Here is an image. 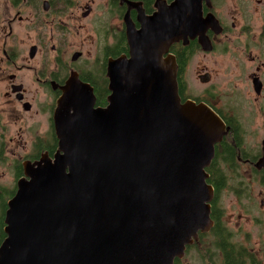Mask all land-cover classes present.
<instances>
[{
    "label": "water",
    "instance_id": "obj_1",
    "mask_svg": "<svg viewBox=\"0 0 264 264\" xmlns=\"http://www.w3.org/2000/svg\"><path fill=\"white\" fill-rule=\"evenodd\" d=\"M180 7H161L128 33L129 58L108 64L105 107L94 108L74 82L63 88L53 115L57 151L22 163L4 215L0 264H174L210 230L205 168L224 133L204 106L180 103L176 63L166 54L197 25ZM185 18L187 31H180ZM153 31L168 32L157 52L144 50ZM129 65L143 72L130 76Z\"/></svg>",
    "mask_w": 264,
    "mask_h": 264
},
{
    "label": "flooded vegetation",
    "instance_id": "obj_2",
    "mask_svg": "<svg viewBox=\"0 0 264 264\" xmlns=\"http://www.w3.org/2000/svg\"><path fill=\"white\" fill-rule=\"evenodd\" d=\"M175 3L176 0H0V128L4 131L11 123L17 125L18 131L27 132L24 146H29L16 160L35 162L41 157H54L58 140L53 115L70 81L92 95L94 108L105 107L110 95L108 64L121 57L129 58L128 33L141 30L145 18ZM191 3L193 0H186L181 6L194 9L197 25L189 29L198 32L173 40L166 55L176 63L180 103L204 106L221 122L224 133L205 168L206 183L213 189V225L204 233V263L259 264L250 249L237 251L246 254L243 259L229 257L228 251L214 249L213 241L207 238H213L211 230L215 225V187L210 179L218 177L223 183L215 208L226 241L233 248L242 245L233 242L224 224L221 194L231 188L232 178L242 175L255 178L264 187V164H259L264 158V0ZM197 53L204 61L196 71L204 86L200 94L189 91L186 75ZM103 99L105 105H101ZM40 116L46 123L43 131L38 130L39 120H35ZM15 135L20 141V133L16 131ZM17 166L23 172L22 163Z\"/></svg>",
    "mask_w": 264,
    "mask_h": 264
},
{
    "label": "rangeland",
    "instance_id": "obj_3",
    "mask_svg": "<svg viewBox=\"0 0 264 264\" xmlns=\"http://www.w3.org/2000/svg\"><path fill=\"white\" fill-rule=\"evenodd\" d=\"M197 66H204L200 53L191 58L186 72L189 91L194 94H200L204 88L196 76ZM35 120H39L38 130H45L44 116L35 118ZM17 128L18 126L12 123L7 125L4 131L0 128L1 188L11 189L16 186L18 178H16L15 166L23 163L16 158L18 159V155H24L26 148L29 147L24 146L27 141V132L25 130L18 131ZM16 131L20 133V141L16 139ZM11 138L13 141H10ZM17 142H20L23 147ZM230 185L231 188H226L220 196V204L225 213L224 224L232 233L233 242L250 249L257 262L264 264V187L257 183L255 178L246 175L232 178ZM208 240L212 242L213 238L208 237ZM201 247L186 252L178 264H205L204 250H200ZM208 249L212 250V247Z\"/></svg>",
    "mask_w": 264,
    "mask_h": 264
},
{
    "label": "trees",
    "instance_id": "obj_4",
    "mask_svg": "<svg viewBox=\"0 0 264 264\" xmlns=\"http://www.w3.org/2000/svg\"><path fill=\"white\" fill-rule=\"evenodd\" d=\"M101 105H105V100L103 99ZM54 148V147H53ZM214 167L216 166L217 162L213 163ZM17 166L16 167V178H20L22 176V172H21V168H19ZM217 168V167H216ZM17 179V180H18ZM211 183L214 185V189H215V197L213 199L212 202V217L214 219L215 225L211 230V234L213 236V245H214V249H219L222 251H228L229 253L227 254V256L229 257H238L239 259H243L246 254L242 255L239 254L237 251L241 250L243 251L245 249V247L240 246V247H236L233 248L231 247V245L226 241L227 237L226 235L222 232V228L220 226V222L218 219V211L215 208V205H217V196H218V192L222 189L223 183L222 181L216 177V178H212L210 179ZM16 192V187L14 186V188L11 189H6V188H1L0 187V245L1 243L4 241L6 235L3 231L4 229V215H5V211L7 210V202L14 196ZM204 233H198V240L193 242L191 245L187 246L186 248V252H189L192 249H198L199 247H201L200 250H204ZM201 252V251H200ZM180 262V260H175L174 264H178ZM239 264H243V261L239 262Z\"/></svg>",
    "mask_w": 264,
    "mask_h": 264
},
{
    "label": "bare ground",
    "instance_id": "obj_5",
    "mask_svg": "<svg viewBox=\"0 0 264 264\" xmlns=\"http://www.w3.org/2000/svg\"><path fill=\"white\" fill-rule=\"evenodd\" d=\"M184 1H186V0H176V3L177 2H181V3H183ZM196 2H197V0H193V4H196ZM175 3V4H176ZM174 4V5H175ZM192 3H191V6L193 5ZM173 5V6H174ZM183 5V4H182ZM173 6H171V8H173ZM197 6V5H196ZM180 10H182V11H187L189 14H190V16L189 17H192L193 16V10L194 9H190V7L187 5L186 7H184V6H181L180 8H179ZM167 11H168V14L173 18V20H174V23H176V22H178L179 21V15L176 13V12H174L173 10H171V9H167ZM195 13L197 14V8L195 9ZM186 17H188V16H186ZM154 18H157V16L155 15L154 16ZM186 21H187V18H185L184 19V22H183V24L179 27V30L180 31H187V29H185V28H182L184 25H185V23H186ZM160 22V26H161V29H164V30H166V31H168L169 30V28H170V26H171V24H170V22H169V19H163L162 21H159ZM199 25V24H198ZM174 32H175V28H174V30H173V35H174ZM196 32H198V31H193V33H192V36H193V34H197ZM163 35L162 36H160V34H157V33H155V31H153V32H151V33H149L148 34V37L146 38V40H144V50H147V51H149L148 49L149 48H155L156 50L154 51V52H157V50L159 49V48H161L162 47V44H160L159 42L161 41V40H163L165 37H166V34H168V32H163L162 33ZM175 40V39H174ZM154 57V61H157V57L158 56H153ZM139 57H137V59H138ZM139 60H142V58H141V56H140V59ZM135 61V60H134ZM156 63V62H155ZM112 65V64H111ZM138 66V65H137ZM129 69H131L130 70V76H134V75H139L140 73H142L143 72V66H140V67H137V69H134V67L132 66V65H129ZM147 74V77L150 79V83L151 82H153L154 81V78H155V74H153V73H151V72H149V73H146ZM145 74V75H146ZM157 75V74H156ZM108 77H109V79H110V73H109V75H108ZM80 98H83V96H82V94L80 95ZM56 111V110H55Z\"/></svg>",
    "mask_w": 264,
    "mask_h": 264
}]
</instances>
